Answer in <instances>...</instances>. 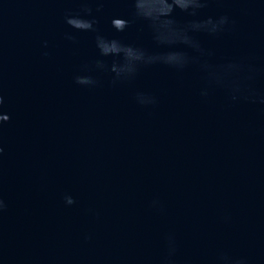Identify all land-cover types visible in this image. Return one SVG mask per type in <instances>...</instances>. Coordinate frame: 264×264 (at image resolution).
<instances>
[{
    "label": "water",
    "instance_id": "obj_1",
    "mask_svg": "<svg viewBox=\"0 0 264 264\" xmlns=\"http://www.w3.org/2000/svg\"><path fill=\"white\" fill-rule=\"evenodd\" d=\"M0 264H264V0H0Z\"/></svg>",
    "mask_w": 264,
    "mask_h": 264
}]
</instances>
